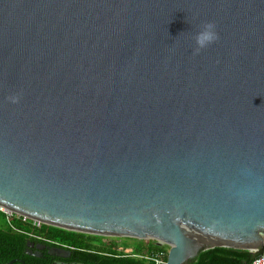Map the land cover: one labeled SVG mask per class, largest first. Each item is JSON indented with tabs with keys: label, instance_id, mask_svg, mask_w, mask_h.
Returning a JSON list of instances; mask_svg holds the SVG:
<instances>
[{
	"label": "water",
	"instance_id": "95a60500",
	"mask_svg": "<svg viewBox=\"0 0 264 264\" xmlns=\"http://www.w3.org/2000/svg\"><path fill=\"white\" fill-rule=\"evenodd\" d=\"M0 204L166 264L261 257L264 0H0Z\"/></svg>",
	"mask_w": 264,
	"mask_h": 264
},
{
	"label": "trees",
	"instance_id": "16d2710c",
	"mask_svg": "<svg viewBox=\"0 0 264 264\" xmlns=\"http://www.w3.org/2000/svg\"><path fill=\"white\" fill-rule=\"evenodd\" d=\"M23 217L9 216L0 211V262H8L14 258L24 257L30 264H45L40 261L41 257L25 255L27 243L30 240L48 243L45 238L52 239L61 244H67L71 241L70 236H87V233H78L55 226H46L38 231L42 238L31 236L34 225ZM122 238V237H121ZM135 239L136 247L133 251L135 255L114 256L112 258L102 257L103 264H157L156 259H162L166 264L170 246L168 244H159L158 241H144ZM82 243L80 240L78 241ZM48 244H53L52 242ZM63 246V245H61ZM116 252V251H115ZM127 254V253H126ZM259 253L249 250L235 249L229 247H214L202 250L200 254L190 264H240L245 261H251Z\"/></svg>",
	"mask_w": 264,
	"mask_h": 264
},
{
	"label": "flooded vegetation",
	"instance_id": "af4514ba",
	"mask_svg": "<svg viewBox=\"0 0 264 264\" xmlns=\"http://www.w3.org/2000/svg\"><path fill=\"white\" fill-rule=\"evenodd\" d=\"M86 235L81 237L72 234L70 236L71 241L63 244V246L55 243L48 244L50 242L44 243L31 240L32 244L27 245L25 255L41 257L40 261H43L45 264H103L101 263V256L112 258L114 256H122L124 253L126 256L135 255L133 252L136 247L134 238ZM131 239L132 242H129ZM79 240L82 243L78 242ZM41 245H43L42 248H40ZM55 250L61 252L62 256L54 254ZM14 259H23L27 264H30L24 257ZM8 262H0V264Z\"/></svg>",
	"mask_w": 264,
	"mask_h": 264
},
{
	"label": "clouds",
	"instance_id": "9594fccd",
	"mask_svg": "<svg viewBox=\"0 0 264 264\" xmlns=\"http://www.w3.org/2000/svg\"><path fill=\"white\" fill-rule=\"evenodd\" d=\"M220 39L219 33L217 31V26L212 21L204 22L200 26V30L195 35V43L196 47L194 50V54H199L204 49H207L212 44L216 43ZM11 103H19L20 96L13 95L8 97Z\"/></svg>",
	"mask_w": 264,
	"mask_h": 264
},
{
	"label": "built area",
	"instance_id": "2783aa9c",
	"mask_svg": "<svg viewBox=\"0 0 264 264\" xmlns=\"http://www.w3.org/2000/svg\"><path fill=\"white\" fill-rule=\"evenodd\" d=\"M0 211H1V212H5V213H7L9 216H17L18 218L23 217V220L31 221V222L33 223L32 225H34V227H35L34 230H33V233H31V236H32V237H35V238H42L43 235H42V237H41V236L39 235L40 233H39L38 231L42 230V229L45 228L46 226H50V225L45 224V223L42 222V221L35 220V219H31V218L26 217V216L18 215V214L13 213V212H9V211H7V209H6L4 206H2L1 204H0ZM44 240H47L48 242H52V243H55V244H58V245H63V244H61L60 242H57V241H55V240H54V241H51L52 239H49V238H48V239L45 238ZM156 261H157V264H162V263H163L162 259H160V258L156 259ZM240 264H264V254H263L261 257L255 259V260L245 261V262H242V263H240Z\"/></svg>",
	"mask_w": 264,
	"mask_h": 264
},
{
	"label": "rangeland",
	"instance_id": "374dc122",
	"mask_svg": "<svg viewBox=\"0 0 264 264\" xmlns=\"http://www.w3.org/2000/svg\"><path fill=\"white\" fill-rule=\"evenodd\" d=\"M129 242H132V241H129Z\"/></svg>",
	"mask_w": 264,
	"mask_h": 264
}]
</instances>
